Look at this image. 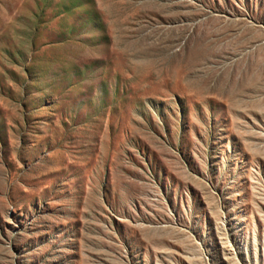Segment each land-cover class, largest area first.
Returning a JSON list of instances; mask_svg holds the SVG:
<instances>
[{"label":"rangeland","instance_id":"374dc122","mask_svg":"<svg viewBox=\"0 0 264 264\" xmlns=\"http://www.w3.org/2000/svg\"><path fill=\"white\" fill-rule=\"evenodd\" d=\"M0 264H264V0H0Z\"/></svg>","mask_w":264,"mask_h":264}]
</instances>
